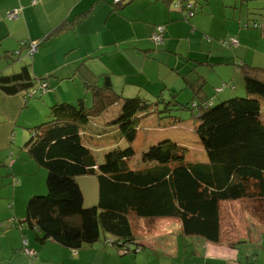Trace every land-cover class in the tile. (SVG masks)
Here are the masks:
<instances>
[{
    "label": "trees",
    "instance_id": "16d2710c",
    "mask_svg": "<svg viewBox=\"0 0 264 264\" xmlns=\"http://www.w3.org/2000/svg\"><path fill=\"white\" fill-rule=\"evenodd\" d=\"M169 1L174 9L184 10L187 20L195 15L196 1ZM114 2L115 8H121L125 0ZM69 28L64 21L39 39L38 46ZM164 30V24L157 25L151 35L157 45L165 40ZM156 34L163 40L157 41ZM223 40L227 46L238 45L233 46L230 39ZM30 42L26 41L29 50ZM254 69V73L241 72L247 96L216 102L204 98L206 94L195 88L191 100L180 103L174 94L168 101L156 94L158 99L152 101L150 89L129 95L117 91L109 73L97 80L86 64H80L76 75L85 92L71 101L52 104L50 118L32 126V135L24 143L28 155L47 170V192L36 191L26 202L25 221L35 231L37 240H55L77 249L109 235L111 238H105V242L123 254L138 252L145 247L133 230V213L142 218L177 219L182 234L219 241L224 201L264 197V74L260 73L264 68ZM51 78L50 74L35 76L31 64H26L19 72L0 75V89L8 94L22 92L25 99L41 97L51 89ZM43 83H47L48 90L40 92ZM219 88L216 91H222ZM87 95H91L90 101ZM113 107L119 110L112 116ZM181 109L191 111L195 132L208 160L188 159L175 140L164 138L149 142L135 162L134 143L142 124L156 129L178 125L183 119L174 112ZM108 110L110 114L103 116ZM150 115L157 118L156 122L148 121ZM96 120L103 121L98 123L101 128L95 127ZM124 141L128 145L120 146ZM85 175L96 176L99 183L98 202L89 207L84 204L78 182V177ZM12 184H19V180L14 178ZM252 184L256 191H252Z\"/></svg>",
    "mask_w": 264,
    "mask_h": 264
},
{
    "label": "crops",
    "instance_id": "0c3cea01",
    "mask_svg": "<svg viewBox=\"0 0 264 264\" xmlns=\"http://www.w3.org/2000/svg\"><path fill=\"white\" fill-rule=\"evenodd\" d=\"M114 1L116 0H0V75L19 72L22 66L31 64V70L35 76L50 74L52 77H55L50 79L51 89L43 93L42 99H25L22 92L8 94L0 89V264L149 263L150 257L146 259L147 262H144L139 254H136L137 252L132 251L123 254L121 250L110 247L112 244L105 242V238H111L109 235H103L99 241L77 249L63 246L55 240L40 242L36 238L35 231L25 221L28 197L37 190H43L41 186L27 184L30 173L39 170L38 164L28 155V147L24 145L29 135L27 129L30 131V128L41 120L50 118V106L52 104L71 101L72 98L70 96L65 97L62 91L60 92V87L68 84L65 82L77 80L76 68L80 64H86L94 75L98 77L97 80L101 79L104 73H109L113 86L116 88V83H122L119 77L121 73L117 72L118 75L115 77L116 73L113 66L105 64V56H103L104 52H102L105 48L101 47V45L106 47L115 45L111 49L116 50L119 62L121 61L122 64H126V71H133L134 77L139 75V73L144 74L143 82L136 84L134 80L133 82H129L126 78L128 74L123 73L121 77L125 81V86L122 87L121 91L129 95L131 92L129 88L126 89V86L127 84L133 85V83L138 87H144L142 90L150 89L155 91L154 85L157 83V80L153 77V74L145 72V67L147 63H151L157 59L158 45L144 44L143 37L150 38L156 26L164 24L165 40L161 44L168 43L170 45L173 39H183L179 27H184L185 24L181 19L184 10L174 9L173 2L171 3L169 0H125L121 8H115ZM195 1V3L200 2L202 4L204 12L205 4L203 0ZM206 2L211 4V7H205L206 13L202 14L214 16L213 11L215 10V6L222 1L216 0L215 2H211V0H205ZM247 8L250 9V6ZM12 11H17L18 16L10 18L9 13ZM83 13H86V16H82ZM143 16L145 17L144 19L149 20L150 27L148 32L146 28L141 33L135 30L133 33L128 34L131 28L129 22H132L133 17H136V21H138ZM193 18L195 19L192 20ZM196 18L195 14L191 17V20L195 21ZM64 21L67 25H70L69 29L54 36V38L42 41L36 53H33V55L29 54L30 50L26 41L41 39ZM88 22L91 24L88 31L82 30V25ZM186 23L189 25L188 21ZM98 26H101V28L98 29ZM80 27L81 29L79 30ZM192 27L194 30H198L194 25ZM101 29L105 34V38L116 37L117 44L101 43L93 46L92 34ZM194 30L190 31L188 28L189 34L193 35ZM122 32L124 35H119ZM88 34H91V37ZM81 36L85 37L81 38ZM118 37H120V40H118ZM207 37L208 35H204V38L207 39ZM55 40L63 43L62 50L60 52L56 50L52 52L49 49L48 53H45V46H50L51 49L55 48ZM24 41L25 43H23ZM202 42H200V47L197 49L200 55L203 54ZM44 43L45 46H43ZM195 44H198V41ZM239 45L238 42L236 47H239ZM42 46L43 49L41 50ZM126 46H128L127 49L130 52H121L122 49H126ZM126 54L136 57V62L140 61V72L133 67L136 63H129L125 59L123 55ZM140 54H143L145 59ZM208 55V58L214 55V57L217 56L216 54L213 55L212 51ZM193 60H197L202 64L204 63V61H200L198 58H193ZM45 61L49 64L56 63V65L45 68ZM60 61H63L62 65H60ZM62 66H67L68 69L63 70ZM73 67H75V70ZM84 74L89 76L86 72ZM198 77L199 75L196 77L192 76V80L185 78V81L191 87L193 85L197 86L199 82ZM200 87L202 89V86ZM80 94L79 92H74V97L76 98ZM146 95L151 94L146 92ZM222 97H227V95H223ZM113 108L115 109H113L114 113L112 116L119 110L118 107ZM109 110L103 116H108L110 114ZM102 122L96 120L95 124L97 125L95 127L101 128V124L98 123ZM14 143L16 144L15 147ZM16 153H18L17 157H15ZM6 165L9 166L7 168L4 167V169L1 168ZM92 176L95 177L94 175ZM14 178L19 180V184H12ZM97 184L99 188L98 179ZM97 197L99 198V194ZM10 204L11 206H9ZM179 228L182 229L181 223ZM179 231L182 232V230ZM222 232L221 228L219 241H212L203 236L193 235L197 238L199 237V245L207 249L206 257L203 258L201 264L204 260L206 264H213L214 261L219 259L234 261L236 258L235 248L230 246L229 243L222 244ZM163 238H153L150 246L162 247L161 245L163 244V249H165L167 241L163 240ZM138 241H141L140 243L144 247L147 246L141 239L138 238Z\"/></svg>",
    "mask_w": 264,
    "mask_h": 264
},
{
    "label": "rangeland",
    "instance_id": "374dc122",
    "mask_svg": "<svg viewBox=\"0 0 264 264\" xmlns=\"http://www.w3.org/2000/svg\"><path fill=\"white\" fill-rule=\"evenodd\" d=\"M191 1L195 2V0ZM215 1L216 0H211V2ZM218 1L222 2H219L220 4H217V6L212 4L215 6V10L213 11L214 16L211 14V16L202 14L206 13L205 7H211V4H208L207 2L205 3V0H203V3L205 4L204 12L202 4L200 2L197 3L195 12L197 18L195 21H192L195 18L187 20L185 18V13H182V21H184L185 24H187V21L189 22V25L184 24V27H179L183 39H173L170 45H168V43L158 45L157 59L151 63H147L145 67V72L153 74V77L157 80V83L154 85L155 91H153L150 100L156 101L159 96L156 94H162L159 98L163 97L168 101L173 97L172 94H174L177 98L176 101L185 103L190 101L194 96L193 92L195 88L196 92H198V90L200 91V86H202L201 92L206 93L207 97L204 98L216 102L235 96L248 95L245 88L244 77L241 72L247 70L250 71V73H254L256 72L254 69L255 66L264 68V0ZM248 6H250V9L247 8ZM144 18L145 17L143 16L136 21V17H133L132 22H129L131 28L128 34L133 33L135 30L138 31V33H141L142 31H145L146 28L148 32L150 27L149 20ZM255 23L261 24V26L254 27ZM245 24H247V26H245ZM193 25L197 27L198 30H194L192 27ZM90 26V22L85 23L82 25V30L88 31ZM97 28L99 29L101 26H98ZM188 28L190 31L194 30L193 35L189 34ZM80 29L81 27L79 30ZM122 34L124 35L123 32L119 35ZM204 35H208L209 38H204ZM88 36L91 37V34H88ZM234 36L239 41V47L231 48L224 44L223 39H231ZM83 37L85 36H81V38ZM92 40L93 46L101 43H108L110 45L117 44L116 37L111 36L105 38L102 29L92 34ZM118 40H120V37H118ZM143 40L144 44L148 43L156 46V43L151 37H143ZM197 41L198 44H195ZM200 42H202L201 46H203V54L201 55L197 50L200 47ZM55 43L56 45L54 49H51L50 46H45L44 43L43 46H45V53H48L49 49L52 52H54V50L60 52L63 48V43L61 41L57 42L56 40ZM203 43L204 45H202ZM43 46L41 47V50L43 49ZM113 46L115 45L108 47L101 45V47L105 48L102 51L104 52L103 56H105V64H111L113 66L116 73L115 77L118 75L117 72L121 73L119 77L121 78L120 82L122 83H116L117 89L115 88V90L121 91L122 87L125 86V81L121 77L123 73L128 74L126 78L129 82H133L134 80L136 84H141V82H143L144 74L139 73V75L134 77L133 71H126V64H122L121 61L119 62L116 50L111 49ZM125 48L126 49H122L121 52H130V50L127 49L128 46ZM211 51L213 55L216 54L217 56L214 57V55L213 57L208 58V54ZM140 55L145 59L143 54ZM123 56L129 63H136L133 67L140 72V61L136 62V57L131 54ZM193 58H198L200 61H204V63L202 64L197 60H193ZM44 63L45 68L56 65V63L49 64L46 61ZM245 63L252 66L253 69L247 67ZM62 64L63 61H60V65ZM180 65L182 66L179 67ZM173 66L175 67L173 68ZM62 68L63 70L68 69L67 66H62ZM73 68L75 70V67ZM260 73L264 74V71L261 70ZM198 75L199 82L197 86L193 85V87H191L186 83L185 78L192 80V76L196 77ZM65 83L68 84H64L60 87V92L62 91V94L65 97L70 96V98H75L74 92H85V88L83 87L82 80L79 76H77V80ZM232 86H235L236 88H232ZM219 87L225 88L222 91H216V88ZM128 88L131 92L130 94H137L135 93L136 90L139 91L142 89L134 83L133 85L127 84L126 89ZM223 95H227V97H222ZM84 96L85 95H83V97ZM195 97L196 100H199L197 94H195ZM29 99L37 100L42 98L38 95L36 98L30 96ZM87 99L90 101L91 95H87ZM262 103V118L264 120V100ZM160 108L163 107L160 105ZM174 114L183 119L182 123L168 128L158 129L155 127L145 128V126H149L150 124H142L138 139L134 143L137 150V157L134 158L135 162L139 161L142 152L146 150L151 142H157L164 138L175 140L180 147L184 148L188 159L196 161L208 160L206 152L195 132L196 122L191 111L188 109H181L174 112ZM151 117V115L147 117L148 121L151 122L157 120V118ZM27 131L29 133V139L32 133L28 129ZM15 145L16 144L14 143V147ZM127 145L128 143L126 141L120 144V146L123 147ZM14 147L13 149L15 151ZM17 156L18 153L15 154V157ZM8 166L9 165H6L1 168L4 169V167L7 168ZM38 169V171L36 170L30 173V178L28 179L27 184L41 186L44 190V193L42 194H45L47 192V170L39 165ZM78 182L81 184L85 195V206L89 207L97 204L99 188L96 176H80L78 177ZM252 189V191L257 190L253 184ZM37 191L39 192V190ZM130 218L136 237L147 244L143 250L136 253L139 254L144 262H147L146 259L150 257L149 263L147 264H201L203 258L206 257L207 249L199 245V237L185 236L182 234V232L179 231L181 230L179 228L180 222L177 219L158 218L156 220V218L138 217L133 213H131ZM221 226L223 230L221 242L222 244L229 243L230 246L235 248L236 258L234 261L219 259L214 261L213 264H264V197L258 196L224 201L221 204ZM159 237H164L163 240L167 241L165 249H163V244L161 245L162 247L150 246L151 240ZM138 242L140 243L141 241ZM110 247L117 249V247L113 245ZM202 264H206V261L204 260Z\"/></svg>",
    "mask_w": 264,
    "mask_h": 264
},
{
    "label": "built area",
    "instance_id": "2783aa9c",
    "mask_svg": "<svg viewBox=\"0 0 264 264\" xmlns=\"http://www.w3.org/2000/svg\"><path fill=\"white\" fill-rule=\"evenodd\" d=\"M192 5V3H190V4H188V6H191ZM9 16L11 17V18H15V17H17L18 16V12L17 11H14V12H11V13H9ZM154 38L157 40V41H162L163 39H162V36L161 35H159V34H156V35H154ZM231 42V44L233 45V46H236L237 44H238V41L236 40V38H234V37H232L230 40H228V42ZM38 42H39V40H34V41H31L30 42V51H29V54L31 55V54H33L37 49H38ZM224 42V44H226V40H224L223 41ZM23 43H25V41L23 42ZM43 85V87H42V91H40V92H45V91H47L48 90V85H47V83H43L42 84ZM219 90H222V88H219ZM37 90H34L33 92H36Z\"/></svg>",
    "mask_w": 264,
    "mask_h": 264
}]
</instances>
